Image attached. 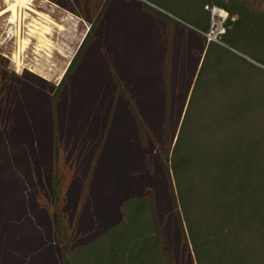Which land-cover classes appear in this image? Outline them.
<instances>
[{"label": "rangeland", "instance_id": "rangeland-1", "mask_svg": "<svg viewBox=\"0 0 264 264\" xmlns=\"http://www.w3.org/2000/svg\"><path fill=\"white\" fill-rule=\"evenodd\" d=\"M10 1L0 0V12ZM102 1L34 0L28 3L34 11L0 15V167H6L0 171V264H60L58 250L77 249L117 222L128 190L154 194L168 264H195L166 174L163 121L172 137L208 42L195 29L202 21L198 0H109L91 43L57 92ZM254 53L255 59L244 58L264 70V58ZM152 61H162L161 67L152 70ZM245 68L237 66L241 85L258 75ZM113 70L126 81L130 100L118 92ZM160 91L155 109L149 93L158 97ZM129 104L137 106L142 130ZM55 138L63 156L51 154ZM54 188L61 196L63 243L53 227ZM100 243L84 248L80 264L99 263ZM253 244L247 240L250 254L243 250L240 264H264L260 242Z\"/></svg>", "mask_w": 264, "mask_h": 264}, {"label": "trees", "instance_id": "trees-1", "mask_svg": "<svg viewBox=\"0 0 264 264\" xmlns=\"http://www.w3.org/2000/svg\"><path fill=\"white\" fill-rule=\"evenodd\" d=\"M108 1H102L99 11L93 13L95 21L90 23L56 86L57 92L91 43ZM213 6L228 14L225 31L218 42L210 41L204 46L200 66L184 98L178 129L172 137L168 134V122L163 121V157L175 212L195 264H240L242 251L250 254L247 240L260 242L264 254V70L244 58L255 59L254 52L264 58V0H198L202 21L195 29L202 35L210 27L209 8ZM159 15L168 19L166 14ZM238 49L244 57L233 51ZM237 61L238 65L241 62L245 65V70L252 69L260 76L249 75L252 84L241 85ZM168 71L165 75H172ZM176 72H180L179 68ZM110 73L118 92L126 101L130 100L124 89L126 81L116 70ZM4 88L5 83L1 85L0 96ZM153 93L149 94L158 109L162 94L160 91L158 97H153ZM166 100L164 94L165 110ZM129 105L142 130L137 106ZM60 140L52 141L53 156H63ZM38 164L41 165L36 160L40 171L42 166ZM52 195L53 227L57 242L63 243V220L58 209L61 196L56 188L52 189ZM153 201L151 190L144 195H130L128 190L118 206L117 222L77 249L68 250L67 245L63 251L58 250L59 263L80 264L78 256L84 248H96L102 242L98 264H168L170 258L163 248ZM41 205L49 210L46 200Z\"/></svg>", "mask_w": 264, "mask_h": 264}, {"label": "built area", "instance_id": "built-area-1", "mask_svg": "<svg viewBox=\"0 0 264 264\" xmlns=\"http://www.w3.org/2000/svg\"><path fill=\"white\" fill-rule=\"evenodd\" d=\"M211 15L210 27L204 36L208 42L214 41L218 42V39L221 34L225 31V22L228 18V14L225 10L213 6L209 8Z\"/></svg>", "mask_w": 264, "mask_h": 264}, {"label": "bare ground", "instance_id": "bare-ground-1", "mask_svg": "<svg viewBox=\"0 0 264 264\" xmlns=\"http://www.w3.org/2000/svg\"><path fill=\"white\" fill-rule=\"evenodd\" d=\"M12 1V2H11ZM10 2V5L8 6L7 9L3 10L0 12V15L4 14L5 12L7 11H11L12 12V15L14 17V15H16V12H18L17 10L20 9V8H26V9H30L32 11H34L33 9H31L29 6H28V3L30 1H34V0H11ZM14 21V20H13ZM47 32H45L46 34Z\"/></svg>", "mask_w": 264, "mask_h": 264}, {"label": "crops", "instance_id": "crops-1", "mask_svg": "<svg viewBox=\"0 0 264 264\" xmlns=\"http://www.w3.org/2000/svg\"><path fill=\"white\" fill-rule=\"evenodd\" d=\"M110 2H111V4L114 3V2L111 1V0H110ZM105 11H106V10H105ZM105 11H104V13L107 14V11H106V12H105ZM104 13H103V15H104ZM101 20H102V19H101ZM100 22H101V21H100ZM155 64H158V66H159V65H162V61H158L157 63H156L155 61H152V67H151V69L154 70V71H155V69H156V70L158 69L157 66H156ZM173 64H174V63L172 62V65H173ZM159 67H161V66H159ZM0 171H2V172H6V167H5V166H4V167L1 166V167H0ZM3 180H4V179H3ZM3 197H4V195L2 196V198H3ZM6 199H7V198H6ZM3 200L5 201V199H3ZM6 201H7V200H6ZM6 201H5V202H6ZM21 212H22V210H21L20 212H17L16 216L20 215Z\"/></svg>", "mask_w": 264, "mask_h": 264}, {"label": "water", "instance_id": "water-1", "mask_svg": "<svg viewBox=\"0 0 264 264\" xmlns=\"http://www.w3.org/2000/svg\"><path fill=\"white\" fill-rule=\"evenodd\" d=\"M200 66V65H199Z\"/></svg>", "mask_w": 264, "mask_h": 264}]
</instances>
